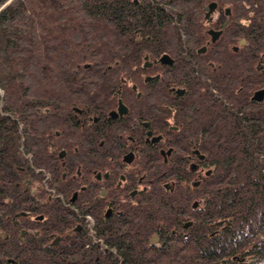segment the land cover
I'll return each mask as SVG.
<instances>
[{
    "label": "trees",
    "instance_id": "16d2710c",
    "mask_svg": "<svg viewBox=\"0 0 264 264\" xmlns=\"http://www.w3.org/2000/svg\"><path fill=\"white\" fill-rule=\"evenodd\" d=\"M209 1L0 0V264H264V110L249 125L242 116L216 123L207 94L186 108L189 146L210 173L183 184V237L148 240L161 221L175 222L166 203L150 222L106 237L107 247L62 231L71 222L62 196L90 169L73 107L121 91L116 83L163 53L175 59L166 84L183 85V26L198 32ZM89 73L105 85L92 91ZM158 99L156 115L183 132V96ZM52 232L65 240L50 242Z\"/></svg>",
    "mask_w": 264,
    "mask_h": 264
},
{
    "label": "flooded vegetation",
    "instance_id": "af4514ba",
    "mask_svg": "<svg viewBox=\"0 0 264 264\" xmlns=\"http://www.w3.org/2000/svg\"><path fill=\"white\" fill-rule=\"evenodd\" d=\"M204 7V18H197L198 32L183 26V85L166 84L167 76L175 71V59L163 53L145 57L142 71L127 74L116 83L124 86L121 91L89 96L84 111L73 107L78 125L87 134L90 169L67 200L62 196L66 210L60 216L71 221L62 231L71 238L92 237L95 244L107 247L106 237H120L124 228L138 226L143 219L150 222L157 208L163 212L165 203L172 204L166 213L172 212L175 222L169 226L161 221L148 240L159 243L166 237H183V184L189 175L193 182L210 173L204 167L205 156L189 146L185 131L188 100L199 94L212 96L209 103L215 108L216 123L242 116L249 125L257 120L252 112L264 110V0H210ZM260 28L263 33L257 34ZM211 30L217 34L215 39ZM164 55L172 63L164 62ZM86 76L92 91L105 85L104 80L98 83L94 79V73ZM172 95L183 96V132L155 112L158 98ZM121 104L124 113H120ZM56 156L66 163V150H59ZM78 175L82 176L80 171ZM49 237L57 245L65 240V234L58 232Z\"/></svg>",
    "mask_w": 264,
    "mask_h": 264
},
{
    "label": "water",
    "instance_id": "95a60500",
    "mask_svg": "<svg viewBox=\"0 0 264 264\" xmlns=\"http://www.w3.org/2000/svg\"><path fill=\"white\" fill-rule=\"evenodd\" d=\"M209 14H210V13H208V15H209ZM208 15H207V16H208ZM210 33L213 34V38L215 39V37H216L217 34H215L214 31H212V30L210 31ZM163 61L166 62V63H172L171 60H170L169 55H164V56H163ZM178 93H179V94H182V93H183V89H180V90L178 91ZM125 110H126L125 107L121 104V106H120V113H124ZM158 138H159V137H157L156 139H158ZM194 205L196 206L197 204L195 203ZM189 225H191V222L186 223L185 226L188 227ZM55 243H57V241H55Z\"/></svg>",
    "mask_w": 264,
    "mask_h": 264
}]
</instances>
